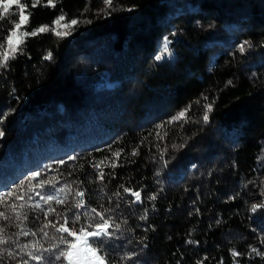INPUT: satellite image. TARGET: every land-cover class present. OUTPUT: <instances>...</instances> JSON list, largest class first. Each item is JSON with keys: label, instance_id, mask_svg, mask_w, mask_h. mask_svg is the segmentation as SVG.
Listing matches in <instances>:
<instances>
[{"label": "trees", "instance_id": "trees-1", "mask_svg": "<svg viewBox=\"0 0 264 264\" xmlns=\"http://www.w3.org/2000/svg\"><path fill=\"white\" fill-rule=\"evenodd\" d=\"M33 2L21 0L30 13L21 33L56 27L60 15L79 23L57 28L66 38L28 36L0 68V264H38L30 252L54 261L42 250L66 244L55 227L40 231L47 221L35 203L55 209L48 220L58 227L77 211L76 191L121 224L108 264H234L232 249L239 264H264L252 251L264 253V208L250 211L264 203V0H114L111 15L103 0ZM18 9L0 19V52ZM164 37L171 55L155 61ZM52 185L64 203L40 200Z\"/></svg>", "mask_w": 264, "mask_h": 264}, {"label": "snow or ice", "instance_id": "snow-or-ice-1", "mask_svg": "<svg viewBox=\"0 0 264 264\" xmlns=\"http://www.w3.org/2000/svg\"><path fill=\"white\" fill-rule=\"evenodd\" d=\"M40 3V0H34L33 7H36ZM103 3L105 4V9L102 10L104 14L111 15L112 10L114 9V0H103ZM13 5L19 6V14H18V21H16L13 24V27L8 30V34L6 36V44H7V50L0 52V68H8L9 67V61L16 58V56L19 53L23 52V48L21 45L24 43L25 38L28 36H36L39 33L52 31L54 35H56L59 38H66L67 36L71 35L70 31H59L57 28H63V29H72L74 26L78 25L79 21L76 19H72L71 21H68L66 23H61L62 21H65L64 15H60L58 19L53 21V25L56 27H53L49 29L47 26L40 27L37 30H34L32 32H23L21 33L20 30L27 25L28 23V15L25 14L26 6L21 3V0H0V19H3L6 14L9 13L10 9ZM45 6H52L54 7V0H47V5ZM129 11L131 9H128ZM90 23V21H88ZM170 41L168 40V37H164L163 43H162V51L155 55L154 60L155 61H161L164 60L166 57L171 55V50L169 48ZM249 44L248 41H244L240 43L237 47L240 53H244L246 50V46ZM46 60L52 59V54L49 53L46 57ZM212 112V105L206 104L205 105V111L203 114V121L207 123L209 121V114ZM180 117H185L186 112L182 111L180 114ZM175 118L169 123L174 122ZM5 133L0 131V137L4 136ZM182 147V146H181ZM133 155H136V151L132 153ZM112 155L119 160L121 153L120 152H113ZM68 159H75V157H69ZM59 163L63 164L65 161H59ZM102 163V162H101ZM94 168L99 169L100 164L94 163L92 165ZM111 167H119L120 165L113 161L110 165ZM40 173H33L32 178L38 177ZM104 172L99 171L98 172V179L103 180L104 178ZM123 188V192L127 193L132 199L133 204H142L143 198L140 190H132L129 187H125L124 185L120 186ZM52 188L54 191L51 194L44 195L43 193H37L39 195L40 200L44 202V204H48L51 201H55L56 204H62L64 201L58 198V193L60 191H63V189H56L55 185H52ZM8 195H12V193H8ZM260 195L261 197H264V181L261 182L260 187ZM75 196L79 198V202L75 205L77 211L75 212L73 218H69L68 215L63 216V223H59V218L56 221V224L59 226L56 227V225L53 224L52 221L48 220V216L50 213H54L55 209L49 207L47 210L43 208L40 202L35 203V208L39 209L43 212V216L45 220L47 221L40 231L43 232L44 236H48V233L44 231V229L55 227L56 232L61 234V244H66V248H62L61 245H55L54 248H46L42 251L44 253H48L51 256H54V261L52 259H47L43 255H36L35 252L30 253H24L29 257V259H34L40 264L41 261H46V264H60L61 260L66 262V264H108V253H107V242L111 239V237L115 234L116 231H119L121 228V224L117 223L113 216L109 215L108 213L111 211L110 209H105L103 212L98 211L97 208L92 207L88 209L85 205V200L83 197L85 196V193L83 191H76ZM117 197H120V193H116ZM22 197H17V199H21ZM234 197L230 196L229 199H233ZM31 199V197H29ZM147 199L154 201L156 199V195L152 194L147 197ZM0 202H3L2 198H0ZM264 208V203L260 204H252L250 211L257 212L259 209ZM83 209V211H80ZM199 211V210H197ZM82 217L84 218V222L81 223ZM0 218H5L4 212H0ZM27 219V217H25ZM141 219H147V213L145 216L141 217ZM219 223V220L217 221ZM80 224V227L77 229L75 225ZM69 225H72L71 227ZM94 225V229L92 230ZM2 231V229H0ZM35 235V232H29L28 230H23L20 235L22 236H28V235ZM66 234V235H64ZM68 237H71L72 239L69 240ZM6 241L3 238H0V244H4ZM188 243H192V241H188ZM21 250L23 248H27L28 245H22L20 246ZM251 247V246H250ZM40 251V250H37ZM252 251L255 252L257 255H264V253L257 251V249L252 248ZM103 253V254H102ZM20 253H13L11 251L8 252V256L10 258H15L16 255H19ZM231 255L233 257L234 264H239V261L236 259L242 253L236 251L235 249L231 250ZM208 259V257H204L201 260H198L196 264H204V262ZM131 261L132 255L131 254H125L121 257V261ZM23 264H28V260L23 261ZM221 264H223V261H221Z\"/></svg>", "mask_w": 264, "mask_h": 264}, {"label": "rangeland", "instance_id": "rangeland-1", "mask_svg": "<svg viewBox=\"0 0 264 264\" xmlns=\"http://www.w3.org/2000/svg\"><path fill=\"white\" fill-rule=\"evenodd\" d=\"M19 11H20V9H18ZM21 31V30H20ZM92 230H95L94 228L92 229ZM65 264H66V262H65Z\"/></svg>", "mask_w": 264, "mask_h": 264}]
</instances>
